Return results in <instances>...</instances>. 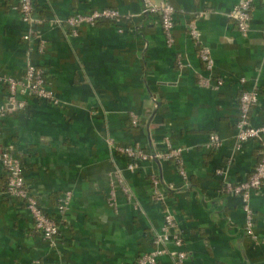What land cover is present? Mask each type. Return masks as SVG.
<instances>
[{"label":"crops","instance_id":"0c3cea01","mask_svg":"<svg viewBox=\"0 0 264 264\" xmlns=\"http://www.w3.org/2000/svg\"><path fill=\"white\" fill-rule=\"evenodd\" d=\"M147 1L174 8L171 45L158 16L140 15L144 0H33L41 22L29 41L16 1L0 0V79H22L30 63L58 101L19 96L26 107L0 122V151L19 159L26 187L61 224L53 248L35 231L25 205L7 195L0 166V264H136L154 248L166 209L182 233L186 264H264V182L248 197L252 236L241 196L222 190L225 182L246 181L259 159L258 141L237 148L235 126L240 93L254 89L258 101L249 122L264 126V0H254L246 37L229 17L239 0ZM106 8L122 18L82 25L76 35L52 24ZM203 46L212 73L199 59ZM216 78L223 80L218 91L199 83ZM6 100L0 82V106ZM210 135L218 136V148H208ZM165 140L183 149L186 181L175 162L159 157L167 152ZM110 141L138 145L148 159L130 173ZM153 178L164 203L153 199ZM66 193L69 208L59 215L55 208ZM157 264L175 262L163 255Z\"/></svg>","mask_w":264,"mask_h":264},{"label":"built area","instance_id":"2783aa9c","mask_svg":"<svg viewBox=\"0 0 264 264\" xmlns=\"http://www.w3.org/2000/svg\"><path fill=\"white\" fill-rule=\"evenodd\" d=\"M17 10L22 21L27 25L28 29L26 34L23 36L25 41L35 39L36 32L35 28L37 24L41 22L34 13L33 0H15ZM145 4L140 12L141 16L156 15L159 17V21L166 36L168 45L173 42L172 39V28H173V15L174 8L167 3L152 4L147 0H144ZM254 0H239L238 3L233 7L229 13L230 19L235 23L238 32L246 37L250 30V20L253 11ZM121 14L115 9H101L94 10L88 14H75L64 21L60 19H54L52 24L55 26L67 25L72 35H76L77 29L82 25H95L98 21H118L120 20ZM121 31V30H119ZM188 33L190 38L197 42L199 40V32L194 24L188 26ZM264 36V31H263ZM39 49L43 50V41H39ZM199 59L203 64L204 69L212 73L214 69V61L210 50L203 46L199 52ZM211 79H200L199 83L203 87L211 88L213 91H218L223 85L221 78H216L214 83L210 82ZM0 82L4 84L7 89V100L6 103L0 106V122L8 113H13L18 110H23L26 107L25 101L19 100V96L33 97L36 99L48 101L53 105H57L58 101L55 99L53 93L47 88L46 81L43 78V73L37 70L32 64L27 63L25 75L22 79H15L12 77H4L0 79ZM241 82H244L241 79ZM258 91L256 89L250 91H242L240 93L238 102V119L236 122V135L235 141L237 148L240 147L241 143L246 141L254 140L258 141L259 159L255 164L252 172L248 179L239 185H232L228 182L224 183L223 192L227 194L240 195L244 204V211L246 213V234L252 236V212L248 206V197L251 192L259 190L264 182V126L254 127L249 122V114L252 107L257 104ZM137 119L133 117L132 124L136 125ZM167 152L160 155L161 158H167L177 163V172L180 177L186 181L187 174L185 169L181 165V155L183 149L170 147L168 141H166ZM112 146V141L109 142ZM220 146V140L217 135H210L208 148L216 149ZM114 149L120 154L124 155L128 160L127 170L130 173H134L138 170L141 163L148 159V155L138 145L134 146H121ZM0 166L8 176L6 193L11 198H15L22 202L28 214L30 215L35 231H37L43 239L49 242V245L53 248L57 247V239L60 235V221L52 216L50 213L45 211L40 206L35 196L29 191L25 185L23 166L19 159L15 158L9 151H0ZM117 174V173H116ZM223 171L221 169L216 170V175L221 176ZM121 185L122 192L127 195L130 199L131 195L129 189L124 186L122 181ZM153 187V199L156 202L164 203L165 196L160 190V183L156 178L151 180ZM114 186L113 182L110 183ZM70 194L66 193L56 205V212L59 215H63L69 208ZM109 205L115 206L114 194L111 193L109 199ZM154 248L142 254L136 261V264H157L158 258L163 255H169L174 259L175 264H186L188 259V252L184 247V239L182 233L179 231L176 218L172 211L169 209L163 212V225L159 232H155L153 235ZM171 246V250L167 249V246Z\"/></svg>","mask_w":264,"mask_h":264},{"label":"trees","instance_id":"16d2710c","mask_svg":"<svg viewBox=\"0 0 264 264\" xmlns=\"http://www.w3.org/2000/svg\"><path fill=\"white\" fill-rule=\"evenodd\" d=\"M37 70H39L38 68H36ZM43 78H44V75H43ZM45 79V78H44ZM240 96V95H239ZM259 157V156H258ZM175 162V161H173ZM176 163V162H175ZM177 164V163H176ZM178 166V165H177ZM5 176H6V181H5V191H6V186H7V181H8V176L6 175L5 173ZM58 204V203H57Z\"/></svg>","mask_w":264,"mask_h":264}]
</instances>
